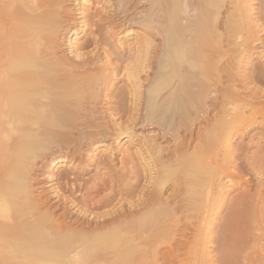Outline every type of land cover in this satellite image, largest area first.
I'll return each mask as SVG.
<instances>
[{"label": "bare ground", "instance_id": "1", "mask_svg": "<svg viewBox=\"0 0 264 264\" xmlns=\"http://www.w3.org/2000/svg\"><path fill=\"white\" fill-rule=\"evenodd\" d=\"M89 1L0 0V264H264V0Z\"/></svg>", "mask_w": 264, "mask_h": 264}, {"label": "rangeland", "instance_id": "2", "mask_svg": "<svg viewBox=\"0 0 264 264\" xmlns=\"http://www.w3.org/2000/svg\"><path fill=\"white\" fill-rule=\"evenodd\" d=\"M93 0H91V1H89V2H86V6H93V2H92ZM95 6V5H94ZM135 30H137V29H135ZM80 36L82 37L83 36V33H80V34H78V35H76V38H80ZM129 40L130 41H134L135 40V37H133V36H131L130 38H129ZM183 123V124H182ZM182 123H180L179 125L177 124L176 126L178 127V128H176V126H174L175 128H176V130L178 131V132H180V134L184 137V134L186 133L185 132V130L186 129H189L188 128V125L186 124L185 125V123L184 122H182ZM181 128V129H180ZM139 131H138V133L137 134H140V136H146V135H153V134H155L153 131H152V129H146V131L145 130H142V129H138ZM190 131V130H189ZM188 131V136H190V132ZM195 131H197V128H196V130ZM254 131H257V130H254ZM253 131V132H254ZM258 135V133H256L255 135H253V137L252 136H247V137H245V138H238L237 139V141L234 143V144H230V146H229V148L227 149V150H229V149H231V151L233 150V148H235L236 146L238 147L239 145H242V146H244V147H248V148H250L251 150V152H253V151H255V150H258L259 149V147H258V144H257V141H258V138H259V136H257ZM138 137V139H137V141L136 140H132V142L130 141V140H127L126 141V139H124L123 140V142L121 143V144H118V142L117 141H114V140H111V141H109L108 143H109V145L108 146H106L105 147V149L104 150H100V151H97V154H96V156H93L92 158H93V160H92V163L93 162H95V163H93V167H92V164H91V167L89 168L90 170V172H88V173H86L85 175H83V177L84 178H88V179H92V178H94V179H92V180H95L96 178L95 177H97L98 176V174H99V172H101L100 171V165H99V160H100V157L103 155V153L104 152H106L107 153V155L108 156H110V161H111V165H113L114 166V168H116L115 170H118L119 169V171H122L123 169H125L126 170V168L124 167V161H125V159H127L128 157H131L133 154L132 153H135L136 151V154H137V157L138 156H141V154L139 153L141 150H142V148H141V146H140V138H139V136H137ZM136 137V138H137ZM252 138V139H251ZM139 140V141H138ZM170 140V139H169ZM253 140H254V142H256V143H253ZM240 141V142H239ZM139 142V143H138ZM160 142V141H159ZM171 142V143H170ZM251 142V143H250ZM111 144V145H110ZM257 144V145H256ZM171 145H173L174 147H172ZM232 145L233 146H235V147H232ZM163 146H165V148L166 147H168L169 149H168V152H167V156L168 157H170V155L173 153V155H174V152L173 151H176V149H175V145L173 144V142L170 140L169 142L168 141H166V142H163ZM180 146V145H179ZM127 147H129V148H127ZM172 147V148H171ZM183 146L181 145V148H182ZM230 147H232V148H230ZM103 149V148H102ZM107 149V150H106ZM127 150H128V152H127ZM234 150H236V149H234ZM233 150V151H234ZM231 151H230V153H231ZM132 152V153H131ZM222 152V151H221ZM219 153V158H223V156H221L222 155V153ZM223 152H224V150H223ZM99 153V154H98ZM130 153H131V156H130ZM166 153V152H165ZM170 153V154H169ZM213 153V152H212ZM169 154V155H168ZM211 154V153H210ZM209 154V155H210ZM221 154V155H220ZM225 154V152L223 153V155ZM126 155V156H125ZM88 156H90L89 154H88ZM100 156V157H99ZM113 156V157H112ZM123 156V157H122ZM103 157V156H102ZM101 157V158H102ZM171 157L173 158L174 156H172L171 155ZM225 157V156H224ZM140 159H141V157H139ZM121 159V160H120ZM224 159V158H223ZM222 159V161H224ZM120 160V161H119ZM123 161V162H122ZM141 162H142V164L144 165H146V162L144 161V160H140ZM221 161V160H220ZM221 161V162H222ZM97 162V163H96ZM262 163V162H261ZM263 163H264V161H263ZM98 164V165H97ZM148 165V164H147ZM209 165V164H208ZM259 166H260V163L258 164ZM210 166V165H209ZM146 167V166H145ZM211 167V166H210ZM224 167H225V169H227L226 168V166L224 165ZM61 168V169H60ZM65 168H67L66 166H59V170H63V169H65ZM212 169V168H211ZM96 170H97V173H96ZM145 170V169H144ZM149 170V169H148ZM146 171V172H145ZM143 173H145V175H147V170H145ZM255 171V172H254ZM208 172H211L210 170L208 171ZM213 173H214V171H212ZM211 172V176H210V178H212V176H213V173ZM96 173V174H95ZM88 174V175H87ZM94 174V175H93ZM182 174V173H181ZM257 174V175H256ZM180 174L179 173H175L173 176H172V178L173 177H175V176H179ZM259 175H261V177L259 176ZM86 176V177H85ZM95 176V177H94ZM207 176H208V174H207ZM90 177V178H89ZM208 178H209V176H208ZM207 177H206V179L207 180H209L210 181V179H208ZM251 179V183H252V185H254V186H252V187H256V184H258V183H260V181H261V179L262 180H264V174L261 172V170L260 169H256V170H253V168L250 170V166H246V164H245V167L243 166V169L241 170V173L238 175V176H234V175H231V176H228L227 177V181H228V184H229V187H228V184H227V188H226V190H225V192H223L220 196H218L217 197V202L218 203H216L215 202V204H214V200H213V204L211 205V209L213 210L212 212L210 211V216H209V220H210V218H211V220L210 221H213V220H215L216 219V216H217V218L218 217H224V215L227 213V210H228V206H229V204H230V202L232 201V197H231V195H233V194H235L236 192H237V185H239V184H242L243 186H244V181L245 180H250ZM231 180V181H229V180ZM91 180V181H92ZM233 180V181H232ZM108 181H110V180H108ZM111 182V181H110ZM256 182H258V183H256ZM112 183V182H111ZM144 183V182H143ZM169 183H171V181L170 182H168V184ZM261 183H263L262 181H261ZM258 186V185H257ZM228 189V190H227ZM253 192L254 193H256V189H254L253 190ZM224 194V195H223ZM120 197H119V199H117V201H115V202H113L112 203V205L109 207V208H111L112 206H113V204L114 203H116L118 206L119 205H121L123 202L121 201L120 202ZM231 200V201H230ZM213 205H214V207H213ZM108 207L107 208H101V209H97V210H99L98 212H102V211H104V210H107V209H109ZM213 214V215H212ZM222 214V215H221ZM221 215V216H220ZM207 219H208V216H207ZM213 219V220H212ZM263 253H264V251H263ZM254 255L253 256H257V253H256V251H254V253H253ZM109 255V254H108ZM107 255V259H109V262L111 261H114L115 260V262L117 263V261H116V259H117V257L118 256H120V257H118V258H120V259H122V258H124V256H122L123 254H121V255H118L117 254V256H116V254H115V256L113 255V254H110V256H108ZM111 255H113L114 257H115V259L111 256ZM67 256H69V255H67ZM133 256H139V255H133ZM132 256V257H133ZM131 256H130V259L128 258L127 259V257H125V259L123 260V262H121L122 264H125V260L127 259V263L126 264H128L129 262L128 261H130V264H141V260H142V255H140V257H133L132 258ZM91 258V257H90ZM92 258H94V257H92ZM111 258V259H110ZM132 258V259H131ZM136 258H137V260H136ZM147 258V259H146ZM151 260H150V259ZM59 259H61V260H66V261H68L69 259H67L66 257H64V256H62V257H59ZM113 259V260H112ZM119 259V260H120ZM145 259H146V261H145V263L143 262V264H155V263H153V261H152V259H153V257H151V255H150V257L149 256H147V257H145ZM89 260H91V259H89ZM93 260V259H92ZM91 260V261H92ZM136 260V261H135ZM144 260V259H143ZM142 260V261H143ZM133 261H135V263L132 262ZM118 262H120V261H118ZM90 263V262H89ZM88 263V264H89ZM92 263V262H91ZM90 263V264H91ZM111 264H115V263H111ZM118 264V263H117Z\"/></svg>", "mask_w": 264, "mask_h": 264}]
</instances>
